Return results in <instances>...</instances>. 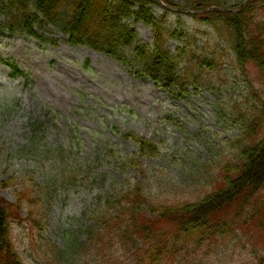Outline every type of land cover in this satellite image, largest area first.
I'll list each match as a JSON object with an SVG mask.
<instances>
[{"label": "trees", "instance_id": "16d2710c", "mask_svg": "<svg viewBox=\"0 0 264 264\" xmlns=\"http://www.w3.org/2000/svg\"><path fill=\"white\" fill-rule=\"evenodd\" d=\"M161 1L189 10L234 9L243 2ZM263 2L247 0L235 12L210 9L190 14L172 12L156 0H0V33L40 39L38 30L51 25L69 44L98 51L132 77L149 79L180 98L199 86H226L224 78H212L220 67V50L229 52L240 75L252 66L264 76V15L255 10ZM181 15L211 29L213 44L198 45ZM138 22L150 27L151 41L139 38L134 29ZM169 41L178 42L173 51ZM226 92L228 88L221 95ZM215 103L217 114L229 119L237 133L225 141V149H212L208 160L188 164L182 182H195L204 188L203 195L168 202L159 200L149 185L108 189L85 212L84 224L62 230V248L40 241L35 264H199L197 250L221 246L240 249L249 257L247 264H264V101L245 104L217 96ZM122 135L136 143L141 155L160 154L154 141L131 132ZM128 161L132 160H119L122 165ZM69 175H59V183ZM23 187L14 202L0 197V264H26L12 235L13 225L23 221L31 231L44 230L47 212L42 200L47 187ZM24 207L23 220L19 212ZM216 263L220 262L209 260Z\"/></svg>", "mask_w": 264, "mask_h": 264}, {"label": "rangeland", "instance_id": "374dc122", "mask_svg": "<svg viewBox=\"0 0 264 264\" xmlns=\"http://www.w3.org/2000/svg\"><path fill=\"white\" fill-rule=\"evenodd\" d=\"M255 10L263 16L264 2ZM181 18L198 45L213 44L211 29ZM134 29L141 40L151 41L148 25L138 22ZM37 33L40 39L0 33V197L14 202L24 185L47 187L44 230L31 231L23 221L13 225L26 264L39 261L40 241L62 248V230L84 224L85 212L108 189L149 185L159 200L168 202L203 195L204 188L195 182H182L188 164L208 160L212 149H225V141L237 133L229 119L217 114V96L245 104L264 101L263 74L250 66L240 75L227 50H220V67L212 76L216 82L224 78L226 86H199L176 98L149 79L132 77L112 58L69 44L51 25ZM177 46L176 41L168 43L172 51ZM123 132L154 141L160 154L141 155ZM122 158L132 161L122 165ZM63 172L70 175L59 183ZM19 216L25 219V207ZM236 249L202 247L197 261L247 264L249 257ZM205 250L210 253L205 255Z\"/></svg>", "mask_w": 264, "mask_h": 264}, {"label": "water", "instance_id": "95a60500", "mask_svg": "<svg viewBox=\"0 0 264 264\" xmlns=\"http://www.w3.org/2000/svg\"><path fill=\"white\" fill-rule=\"evenodd\" d=\"M158 3H160L162 6L172 10V11H176V12H179V11H183V12H186V13H192V14H195V13H199V12H202V11H205V10H209V9H221V10H224L223 8H219V7H209V8H206V9H203V10H189V9H184V8H170V7H167L161 0H156ZM246 0L243 1V3L245 2ZM242 3V4H243ZM242 4L239 6V8L242 6ZM225 10H228V9H225Z\"/></svg>", "mask_w": 264, "mask_h": 264}]
</instances>
